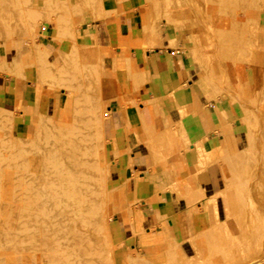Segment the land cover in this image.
Listing matches in <instances>:
<instances>
[{"label": "rangeland", "instance_id": "rangeland-1", "mask_svg": "<svg viewBox=\"0 0 264 264\" xmlns=\"http://www.w3.org/2000/svg\"><path fill=\"white\" fill-rule=\"evenodd\" d=\"M2 1L0 3V6H2L0 7V67L2 66L0 71L1 69L4 70L0 72V77H3L4 74H10V79L22 83L23 89L32 84L37 95L30 103V105L34 103L33 107H26V104H18L17 102L13 112L0 107V198L5 196L4 199L3 197L0 199V264H5L6 260V264H11L8 260L22 258V256L28 258L31 254L30 251L33 249V246H30L26 247L22 254L16 253V248L10 242L15 237L19 227L15 215V209L19 204L16 193V160L18 154L27 152L29 154L27 153L24 155L25 157H21L22 161L24 163L33 161L32 163L29 162V164L31 163L30 169L46 175L44 176L46 182L49 181L50 176L57 175L60 168L66 166L74 170L78 168L75 165L83 163L87 167L88 175L98 178L99 183L97 181L95 183L97 189H94L93 198H80L79 214L75 222L79 234L82 232V237L86 234V237L98 242V244H93L92 250L94 251L90 256H87L85 252L83 253V247L81 249L75 247L73 250L80 252L72 254L74 259L71 264H264L263 36L257 49V37L261 32L260 28L264 27V12L260 13L259 18L253 12V3H257V0H218L219 2L217 0H194L193 3L195 2L196 5L195 3L191 4L192 0H178L179 2L177 0H144V5L140 8V19L146 40L139 44L151 46L149 43L152 40L157 46L166 47L165 40L169 41L171 37H175L176 42L180 38L186 42L192 52L191 67L194 70L192 80L197 92L205 101L212 100L216 104L220 103L228 112V122L225 127L223 126L219 130L223 135L220 148L211 153L212 164L209 169L211 174L209 185H207L208 179L206 176H202L200 182L195 176L186 181L183 190L187 195H191V190L200 186L205 188V197L212 207L210 209L212 218L209 228L194 234L188 239V246H162L159 244L156 235H148L146 236L147 241L142 247L146 255L142 258H126V263L122 262V258L116 250L117 246L112 236L111 226L114 213L128 209L131 204L124 203L120 197L119 189L113 188L110 183L107 161V139L109 137L107 105L111 98L118 93V88L116 82L113 81L112 74L107 72L109 65L105 63L106 70H104L100 64L101 49L99 46L86 43L79 32L81 26L89 20L104 17L102 0ZM210 1L217 3V6L213 2L214 6H210ZM206 3L209 5L207 6ZM235 3L237 4L235 5ZM238 3H241V6ZM12 4H14L15 10ZM257 4H260V2ZM263 4L261 2V9L264 8ZM191 5H195V7H191ZM21 24H24V27ZM220 28H222V36ZM209 29L213 30L210 31ZM213 31L216 32L215 35ZM197 32H200L201 35H197ZM239 32H241L240 34L244 40L240 37ZM210 33L214 35L213 39H211ZM194 34L197 36L194 37ZM263 34L262 31L261 35ZM206 36L210 37L207 38ZM202 39L207 42V45ZM220 39H224V42L221 41L222 50L220 49ZM226 39L231 40V42L233 40V42L231 43ZM238 40L239 42H237ZM246 40L250 41L246 42ZM202 41L203 44H200ZM244 41L245 43H243ZM24 42H28L29 45L32 43L30 45L32 51H25ZM215 43L220 47H215ZM198 44L206 46L201 48ZM232 44H234L233 53H231ZM244 44L247 45V48ZM131 46L136 45L126 42L120 43V48L123 51H128ZM227 51L228 55L226 54ZM245 51L246 53H242ZM38 53L39 55H37ZM222 53H224L225 58H223ZM107 55L109 57L113 56L115 51ZM226 57H229L230 60ZM238 58L240 61L243 59L244 63L238 61ZM222 59L223 62H221ZM232 61L233 63H230ZM234 61L240 63L237 67H241V69L236 71L237 67L234 66L236 62ZM227 63L229 67H227ZM225 64L226 66H224ZM210 69L212 72L208 73ZM240 70H243V73ZM39 72L40 74H38ZM236 72H240L238 73L239 76ZM260 79H263V81H260ZM257 83L262 84H258L260 87H257ZM246 104L247 106H245ZM6 109L9 108L6 107ZM249 124L250 126H248ZM227 131L232 132L233 136ZM152 137L147 136L148 145L152 143L154 139ZM248 143L250 146H248ZM157 146L158 143L153 142L149 148L151 150V147H153L152 150L156 152L158 162L164 164L162 154H158L159 146ZM94 147L99 150L102 167H97L95 163H92L91 157L85 156L87 151L91 153L94 150L96 151ZM203 154L208 155L205 152ZM170 155H172V152H170ZM75 161L76 163H74ZM200 161H204L203 156H200ZM236 163L237 165L240 163V165L244 166L246 164L248 166H246V170H243L245 167L240 165L237 167ZM34 165L35 168L32 169ZM240 170L246 171L247 174ZM242 175L243 177L245 175V178H241ZM8 178L9 181H14L11 183ZM63 179L70 180L65 174ZM8 184H11L12 187L10 185L9 187L12 190L6 187ZM258 188L259 190H257ZM192 201L197 202L198 199L195 197L192 198ZM95 211L97 212L95 213ZM129 222L132 223V220H129ZM254 222L258 224L260 229ZM258 222L263 223L259 224ZM217 224H220V226ZM255 228L256 230H254ZM140 233L144 234L143 231L139 230L133 232L134 235ZM228 238L232 239L233 245ZM79 240L75 238L66 244H78ZM131 253L136 254V252ZM190 255H194L196 258H188ZM89 260L90 262H88Z\"/></svg>", "mask_w": 264, "mask_h": 264}, {"label": "crops", "instance_id": "crops-1", "mask_svg": "<svg viewBox=\"0 0 264 264\" xmlns=\"http://www.w3.org/2000/svg\"><path fill=\"white\" fill-rule=\"evenodd\" d=\"M143 5L144 0H102L104 17L89 20L79 31L86 43L99 46L100 64L104 70L105 63L109 65L107 72L118 88L107 105V161L110 183L124 203L131 204L112 217L111 232L123 263L146 255L142 247L148 235H156L162 246H188V239L209 228L212 207L205 188L193 189L191 195L183 190L195 176H206L209 185L211 153L220 148L219 130L228 122L220 103L205 101L197 92L186 42L171 37L164 39L166 47L139 44L146 40L140 19ZM125 42L136 46L123 51L120 43ZM18 88L22 104L34 106L33 85L23 89L22 83L4 75L0 107L14 111ZM148 135L157 139L164 164L150 150ZM204 152L208 155L201 163ZM195 197L197 202L192 201ZM136 230L144 234L134 235Z\"/></svg>", "mask_w": 264, "mask_h": 264}, {"label": "bare ground", "instance_id": "bare-ground-1", "mask_svg": "<svg viewBox=\"0 0 264 264\" xmlns=\"http://www.w3.org/2000/svg\"><path fill=\"white\" fill-rule=\"evenodd\" d=\"M2 1V0H1ZM0 1V3H2ZM12 1V0H11ZM22 1V0H21ZM176 1V0H175ZM178 1V0H177ZM193 1L194 0H192L191 1V4H194L193 3ZM196 1V0H195ZM207 1H209V0H207ZM216 1V0H215ZM232 1H234V0H232ZM231 1V2H232ZM256 1V0H255ZM254 1V2H255ZM179 2V1H178ZM211 2V1H210ZM213 2V1H212ZM212 2H211V4H210V6H212L213 4H212ZM217 2H219L218 0H217ZM220 2H223V1H220ZM231 2H229V3H231ZM243 2V1H242ZM260 2V4H257V3H259ZM259 2H258V0H257V3H253V7H252V10H254L253 12L254 13H256V16H257V18H259V16H260V13L261 12H264V11H262L264 8H262L261 9V2L262 3H264V0H259ZM17 3V2H16ZM46 3V2H45ZM214 3V2H213ZM226 3V2H225ZM228 3V2H227ZM245 3V2H244ZM25 4H26V1H25ZM177 4V3H176ZM179 4V3H178ZM177 4V5H178ZM198 4V3H197ZM205 4V3H204ZM207 4V3H206ZM215 4V3H214ZM234 4V3H233ZM237 3H235V5H236ZM239 4V3H238ZM241 4V3H240ZM239 4V5H240ZM6 5V4H5ZM13 5V8H14V10H15V6H14V4H12ZM195 5H196V3H195ZM195 5L193 6V5H191V7L193 6V7H195ZM209 4H207V6H208ZM216 6H217V3L215 4ZM220 5H221V3H220ZM225 5H227V4H225ZM231 5V4H230ZM264 5V4H263ZM20 6H22V5H20ZM23 6H24V2H23ZM66 6V5H65ZM214 6V5H213ZM241 6V5H240ZM0 7H2V6H0ZM6 7V6H5ZM18 7V6H17ZM25 7H26V5H25ZM67 7V6H66ZM227 7H228V5H227ZM229 7H231V6H229ZM244 7H246V6H244ZM19 8V7H18ZM209 8H212V7H209ZM215 8V7H214ZM238 8V7H237ZM241 8V7H240ZM21 9V8H20ZM50 9V8H49ZM149 9V8H148ZM178 9V8H177ZM193 9V8H192ZM205 9V8H204ZM218 9V8H217ZM216 9V10H217ZM17 10V9H16ZM172 10V9H171ZM194 10H195V8H194ZM199 10V9H198ZM36 11V10H35ZM220 11V10H219ZM218 11V12H219ZM234 11V10H233ZM21 12V11H20ZM25 12V11H24ZM46 12V11H45ZM148 12V11H147ZM23 13V12H22ZM37 13V12H36ZM55 13V12H54ZM154 13V12H153ZM171 13V12H170ZM185 13V12H184ZM229 13V12H228ZM234 13V12H233ZM197 14V13H196ZM209 14V13H208ZM212 14V13H211ZM231 14H232V12H231ZM13 15V14H12ZM19 15V14H18ZM23 15V14H22ZM21 15V16H22ZM27 15V14H26ZM31 15H32V13H31ZM35 15V14H34ZM195 15V14H194ZM221 15V14H220ZM233 15V14H232ZM10 16V15H9ZM20 16V17H21ZM37 16V15H36ZM147 16V15H146ZM154 16V15H153ZM203 16V15H202ZM205 16V15H204ZM13 17V16H12ZM15 17V16H14ZM13 17V18H14ZM33 17V16H32ZM155 17V16H154ZM159 17V16H158ZM164 17V16H163ZM187 18H188V16H186ZM208 17V16H207ZM66 18V17H65ZM64 18V19H65ZM144 18V17H143ZM190 18H192V17H190ZM199 18H201V17H199ZM198 18V19H199ZM219 18H220V16H219ZM24 19V18H23ZM30 19H32V18H30ZM157 19H159V18H157ZM197 19V18H196ZM204 19H206V18H204ZM13 20V19H12ZM16 20V19H15ZM34 20V19H33ZM66 20V19H65ZM200 20H202V19H200ZM221 20V19H220ZM9 21H10V19H9ZM23 21V20H22ZM186 21V20H185ZM215 21V20H214ZM20 22H21V20H20ZM26 22V21H25ZM149 22V21H148ZM196 22V21H195ZM194 22V23H195ZM198 22V21H197ZM200 22V21H199ZM194 23H193V25H194ZM12 24V23H11ZM28 24V23H27ZM33 24V23H32ZM197 24V23H196ZM207 24H208V22H207ZM212 24V23H211ZM219 24V23H218ZM255 24V23H254ZM7 25V24H6ZM24 25V24H23ZM22 24H21V26H23ZM245 25V24H244ZM26 26V25H25ZM31 26V25H30ZM195 26V25H194ZM211 26V25H210ZM209 26V27H210ZM215 26V25H214ZM240 26V25H239ZM245 26H247V25H245ZM244 26V27H245ZM24 27V26H23ZM208 27V28H209ZM221 27V26H220ZM30 28V27H29ZM66 28V27H65ZM144 28V27H143ZM201 28V27H200ZM199 28V29H200ZM211 28H212V26H211ZM215 28V27H214ZM219 28V27H218ZM255 28V27H254ZM221 29L222 28H220V33H221V36H222V32H221ZM239 29H240V27H239ZM247 29V28H246ZM261 30V32H260V34H259V36L257 37V42H258V44H257V49H258V47H259V42L261 41V37L263 36L264 37V34L263 35H261L262 34V31H263V33H264V27H261L260 28ZM26 30V29H25ZM64 30V29H63ZM205 30V29H204ZM208 30V29H207ZM210 31H212L213 29H209ZM6 31V30H5ZM217 31V30H216ZM219 31V30H218ZM240 31H241V29H240ZM244 31H246V30H244ZM259 31V30H258ZM30 32V31H29ZM206 32V31H205ZM214 32V35H215V31H213ZM213 32H211V33H213ZM224 32H226V31H224ZM21 33V32H20ZM193 33V32H192ZM195 33V32H194ZM209 33V32H208ZM210 33V34H211ZM219 33V34H220ZM241 32H239V34H240ZM247 33V32H246ZM9 34V33H8ZM30 34V33H29ZM66 34V33H65ZM152 34V33H151ZM157 34V33H156ZM198 34H200V32H197V35ZM210 34H208V35H210ZM236 34V33H235ZM243 34H244V32H243ZM158 35V34H157ZM196 35V36H197ZM201 35V34H200ZM199 35V36H200ZM214 35H212L211 34V39H213V36ZM217 35H218V32H217ZM241 35V34H240ZM256 35V34H255ZM70 36V35H69ZM195 36V34H194V37H196ZM232 36V35H231ZM251 36H252V34H251ZM31 37V36H30ZM29 37V38H30ZM65 37V36H64ZM202 37V36H201ZM207 37V36H206ZM208 37H210V36H208ZM207 37V38H208ZM233 37H235L234 35H233ZM233 37H231V38H233ZM241 38L243 37L242 35L240 36ZM245 37V36H244ZM262 37V38H263ZM9 38V37H8ZM151 38V37H150ZM198 38V37H197ZM205 38V36L203 37V39ZM206 38V40H208L209 41V39H207ZM224 38H225V36H224ZM237 38V37H236ZM235 38V40H237ZM30 39H32V38H30ZM34 39V38H33ZM199 39V38H198ZM202 39V40H203ZM215 39V38H214ZM234 39V38H233ZM243 39V38H242ZM241 39V40H242ZM251 39H252V37H251ZM29 40V39H28ZM200 40V39H199ZM217 40H218V38H217ZM227 40V39H226ZM235 40H234V42H235ZM244 40V39H243ZM32 41V40H31ZM150 41V40H149ZM196 41V40H195ZM204 41V40H203ZM203 41H202V43H200V44H203ZM210 41H212V40H210ZM215 41V40H214ZM221 41H223L224 42V39L222 40V39H220V43H221V47L220 46H218V44L216 45V43H215V47L216 46H218V47H220V49L222 48V42ZM227 41H230L231 42V40H227ZM226 41V42H227ZM247 41H250V40H246V42ZM199 42H201V41H199ZM205 42V44L207 43L206 41H204ZM232 42H233V40H232ZM231 42V43H232ZM237 42H239V40L237 41ZM236 42V43H237ZM142 43V42H141ZM212 43H213V41H212ZM219 43V42H218ZM230 43V44H231ZM243 43H245V41L243 42ZM32 44V43H31ZM30 44V45H31ZM151 46L150 47H157V44L156 43H154V41L152 42V40H151V43H149ZM211 44V43H210ZM248 44H250V43H248ZM30 45L28 44V42H24V49H25V51H30L31 50V48H30ZM199 45V44H198ZM207 45V44H206ZM205 45V46H206ZM238 45V44H237ZM245 45V44H244ZM167 46V45H166ZM201 48H203V46L202 45H199ZM204 46V47H205ZM208 46H210V45H208ZM214 46V45H213ZM227 46V45H226ZM234 46V44H232V50H231V53H233L232 51H233V47ZM242 46V45H241ZM247 45H245V47H246ZM250 46V45H249ZM17 47V46H16ZM75 47V46H74ZM199 47V48H200ZM211 47V46H210ZM217 47V48H218ZM230 47H231V45H230ZM229 47V48H230ZM238 47L240 48V46L238 45ZM243 47V46H242ZM73 48V47H72ZM207 48V47H206ZM205 48V49H206ZM227 48V47H226ZM247 48V47H246ZM264 48V47H263ZM262 48V49H263ZM211 49H213V48H211ZM219 49V50H220ZM228 49V48H227ZM235 49H236V45H235ZM234 49V50H235ZM238 49V48H237ZM200 50V49H199ZM210 50V49H209ZM215 50H216V48H215ZM222 50V49H221ZM246 50V49H245ZM248 50V49H247ZM246 50V51H247ZM264 50V49H263ZM22 51V50H21ZM32 51V50H31ZM208 51V50H207ZM213 51H214V49H213ZM217 51V50H216ZM236 51V50H235ZM243 51V50H242ZM246 51L245 52H242V53H246ZM257 51V50H256ZM34 52V51H33ZM32 52V53H33ZM43 52V51H42ZM196 52V51H195ZM209 52V51H208ZM219 52V51H218ZM222 52H225V51H222ZM74 53V52H73ZM220 53H221V51H220ZM228 53V51L226 52V54ZM235 53H237V52H235ZM261 53V52H260ZM217 54V53H216ZM223 55H224V53H222ZM229 54V53H228ZM227 54V55H228ZM35 55V54H34ZM37 55H39V53L37 54ZM200 55V54H199ZM218 55V54H217ZM220 55V54H219ZM233 55V54H232ZM237 55H240V54H237ZM246 55V54H245ZM244 55V56H245ZM247 55H249V54H247ZM258 55V54H257ZM78 56V55H77ZM96 56V55H95ZM210 56V55H209ZM212 56H213V54H212ZM201 57V56H200ZM207 57V56H206ZM211 57V56H210ZM216 57V56H215ZM219 57H221V56H219ZM223 58H225V55H224V57ZM227 58V57H226ZM229 58V57H228ZM227 58V59H228ZM232 58V57H231ZM43 59H45V58H43ZM96 59H97V57H96ZM201 59V58H200ZM214 59V58H213ZM234 59H235V57H234ZM246 59V58H245ZM221 60V59H220ZM229 60H230V58H229ZM243 59H241V61H242ZM43 61V60H42ZM45 61V60H44ZM79 61V60H78ZM84 61V60H83ZM211 61V60H210ZM225 61H226V59H225ZM225 61H224V63H225ZM238 61H240L239 60V58H238ZM240 61V62H241ZM220 62V61H219ZM221 62H223V59H222V61ZM229 62V61H228ZM234 62H236L235 64L236 65H234L235 67H237L238 66V64H240V63H237V61H234ZM243 62V61H242ZM230 63H233V61L232 62H230ZM244 63V62H243ZM78 64V63H77ZM83 64V63H82ZM228 64V63H227ZM246 64V63H245ZM245 64H242V65H245ZM5 65V64H4ZM218 65H219V63H218ZM233 65V64H232ZM241 65V66H242ZM91 66V65H90ZM96 66V65H95ZM207 66V65H206ZM224 66H226V64L224 65ZM240 66V65H239ZM247 66V65H246ZM2 67V66H1ZM0 67V68H1ZM80 67H81V65H80ZM220 67V66H219ZM227 67H229V64L227 65ZM231 67V66H230ZM234 67V68H235ZM238 68V69H237ZM236 68V71L237 70H239V69H241V67H237ZM77 69V68H76ZM212 69V68H211ZM211 69H210V71H208V73L209 72H212L211 71ZM3 70L4 69H1V71L0 72H3ZM231 70V69H230ZM225 71V70H224ZM228 71V70H227ZM234 71V70H233ZM44 72V71H43ZM240 72H242L243 73V70H240ZM240 72H238V73H240ZM47 73V72H46ZM226 73V72H225ZM237 73V72H236ZM237 73V74H238ZM241 73V74H242ZM264 73V72H263ZM38 74H40V72L38 73ZM82 74V73H81ZM205 74V73H204ZM227 74V73H226ZM4 75H6V76H8V75H10V74H4ZM210 75V74H209ZM236 75V74H235ZM243 75H245V74H243ZM260 75V74H259ZM44 76V75H43ZM212 76V75H211ZM222 76V75H221ZM228 76V75H227ZM238 76H239V74H238ZM237 76V77H238ZM242 76V75H241ZM215 77V76H214ZM223 77V76H222ZM243 77V76H242ZM74 78V77H73ZM235 78V77H234ZM238 78H240V77H238ZM259 78H260V76H259ZM71 79V78H70ZM224 79V78H223ZM76 80V79H75ZM207 80H209V79H207ZM219 80V79H218ZM229 80V79H228ZM227 80V81H228ZM236 80V79H235ZM240 80V79H239ZM226 81V82H227ZM260 81H263V79H260ZM259 80H258V82H260ZM64 82V81H63ZM70 82V81H69ZM68 82V83H69ZM240 82V81H239ZM244 82V81H243ZM256 82V81H255ZM238 83V82H237ZM264 83V82H263ZM234 84V83H233ZM241 84V83H240ZM243 84V83H242ZM256 84V83H255ZM258 84H262V83H257V85ZM215 85V84H214ZM214 85H213V87H214ZM225 85V84H224ZM260 85H258L257 87H260ZM78 86V85H77ZM211 86H212V83H211ZM215 86H217V85H215ZM238 86H240V85H238ZM253 86V85H252ZM69 87H70V85H69ZM66 88V87H65ZM81 88V87H80ZM227 88V87H226ZM239 88V87H238ZM241 88V87H240ZM254 88H255V86H254ZM73 89V88H72ZM220 89V88H219ZM234 89V88H233ZM249 89V88H248ZM256 89V88H255ZM257 89H259V88H257ZM237 90V89H236ZM260 90H262V89H260ZM245 91H246V89H245ZM244 91V92H245ZM225 92V91H224ZM227 93H228V91H227ZM260 93H262V92H260ZM237 94V93H236ZM243 94V93H242ZM250 94V93H249ZM258 94H259V92H258ZM250 96V95H249ZM248 97V96H247ZM251 99H252V97H251ZM250 99V100H251ZM258 99V98H257ZM23 100H24V96L21 94V92L19 91V90H17V103L18 104H22L23 103ZM248 100V99H247ZM253 102H254V100H253ZM255 103V102H254ZM249 104V103H248ZM242 105H244V104H242ZM245 106H247V104L245 105ZM244 106V107H245ZM252 109V108H251ZM254 110H256V109H254ZM75 113H77V112H75ZM105 113V112H104ZM82 116V115H81ZM252 116V115H251ZM101 121H102V119H100ZM101 123V122H100ZM256 123V122H255ZM259 123H260V121H259ZM66 124V123H65ZM101 126V125H100ZM248 126H250V124L248 125ZM253 126V125H252ZM254 126H255V124H254ZM175 127V126H174ZM178 127V126H177ZM225 127V126H224ZM59 128H61V127H59ZM172 128V132L175 134V132H176V130L175 129H173V127H171ZM251 128V127H250ZM255 128V127H254ZM95 130V129H94ZM103 130V129H102ZM224 130V129H223ZM230 130V129H229ZM250 130V129H249ZM70 131V130H69ZM103 132V131H102ZM227 132H229L230 134L232 133V132H230V131H227ZM95 134V133H94ZM248 134V133H247ZM63 135V134H62ZM232 136H233V134H231ZM250 136V135H249ZM67 138V137H66ZM69 138V137H68ZM153 138V137H152ZM163 138V137H162ZM54 140V139H53ZM63 140V139H62ZM152 140V139H151ZM163 140V139H162ZM237 140V139H236ZM148 141V140H147ZM68 142V141H67ZM153 142H157L158 143V141H157V139L156 138H154L153 140H152V143L150 144V145H148V146H152V144H153ZM253 142V141H252ZM148 143H149V141H148ZM57 144V143H56ZM249 144V143H248ZM18 146V145H17ZM248 146H250V144L248 145ZM253 146V145H252ZM156 147V146H155ZM158 147V146H157ZM33 148V147H32ZM95 148V147H94ZM249 148V147H248ZM257 148V147H256ZM60 149V148H59ZM96 149V148H95ZM153 149V147H151V150ZM155 149V148H154ZM159 149V148H158ZM250 149V148H249ZM14 150V149H13ZM65 150V149H64ZM156 150V149H155ZM22 151V150H21ZM99 150H97L96 149V151L94 150L92 153L91 152H89V151H87L86 153H85V156L87 157H91L92 158V163H95L96 165H97V167H99V166H101L102 165V162L100 161V159H99V157H100V154H99V152H98ZM153 151V150H152ZM249 151V150H248ZM252 151V150H251ZM257 151V150H256ZM16 152H17V150H16ZM19 152V151H18ZM40 152V151H39ZM48 152H49V150H48ZM28 153V152H27ZM27 153H25V154H27ZM58 153V152H57ZM154 153H156V152H154ZM242 153H243V155H244V152L242 151ZM246 154H247V152H245ZM4 154V153H3ZM24 153H20V154H18V158H17V160H16V168H17V173H16V179H17V198H18V202H19V204L17 205V207H16V209H15V215H16V219H17V222H18V224H19V227H18V230H17V233H16V235H15V237L14 238H12L11 239V244L16 248V253H21L22 254V252L25 250V248L26 247H30V246H33V249L30 251L31 252V254L29 255V257L28 258H25V257H23L22 256V258H13V259H11V260H8L11 264H71L72 263V261H73V256H72V254L73 253H78V252H80V251H74L73 249L75 248V247H77V248H79V249H81V247H83V253L85 252L86 254H87V256L89 255H92L93 254V251L94 250H92L93 249V244L94 245H97L98 244V242H96V241H93L92 239H89L88 237H86L85 235H84V237H82V232H81V234H79V232H78V230H77V227H76V225H75V222H76V220H77V217H78V214H79V200H80V198H84V197H86V198H89V197H91V198H93V196H94V194H95V192H94V189L96 190L97 188H95V186L97 185H95V183H96V181H97V179L94 177V176H89L88 175V172H87V167L85 166V164L83 163V164H78V165H75V166H78V168H76V169H74L73 170V168H67L66 166H64V167H62V168H60L58 171H57V175H52V176H50V179H49V181H44V180H46V177H44V176H46V175H43V174H41V173H39V172H36V171H32L31 169H30V164L33 162H31V161H29V162H31L30 164H29V162H23L22 161V159H21V157L23 156V157H25L24 155H25ZM29 154V153H28ZM159 155H161V152H160V149H159V153H158ZM157 154V155H158ZM236 154V153H235ZM240 154H241V152H240ZM252 154V153H251ZM263 154V153H262ZM38 155H39V153H38ZM48 155V154H47ZM247 155H249V154H247ZM246 155V156H247ZM255 155V154H254ZM27 156V155H26ZM32 156V155H31ZM154 156V155H153ZM200 156H203L204 157V154L202 153ZM259 156V155H258ZM22 157V158H23ZM237 158L239 157V156H236ZM249 157H250V155H249ZM253 157V156H252ZM251 157V158H252ZM240 158V157H239ZM247 158H248V156H247ZM254 158V157H253ZM264 158V157H263ZM38 159V158H37ZM234 160V159H233ZM241 160V159H240ZM245 160H247V159H245ZM251 160V159H250ZM27 161H28V158H27ZM235 161H237V160H235ZM201 162V161H200ZM238 162H239V159H238ZM242 162H244V161H242ZM246 162V161H245ZM252 162V161H251ZM38 163V162H37ZM74 163H76V161L74 162ZM78 163V162H77ZM201 163H203V162H201ZM235 163V162H234ZM239 165H240V163H238ZM244 164V163H243ZM248 164V163H247ZM53 165V164H52ZM235 165H237V163L235 164ZM239 165H237V167L239 166ZM241 167L243 166V165H240ZM246 166H248V165H244L243 167H245V168H243V170H246ZM102 167V166H101ZM251 167V166H250ZM249 167V168H250ZM35 168V165L33 166V168L32 169H34ZM6 169H7V167H6ZM98 169V168H97ZM259 169H262V168H259ZM9 170H11V169H9ZM35 170H37V169H35ZM86 170V171H85ZM93 170V169H92ZM243 170H240V171H242V172H244ZM248 170V169H247ZM99 171V170H98ZM238 171V170H237ZM11 172V171H10ZM241 172V173H242ZM246 172V171H245ZM244 172V173H245ZM6 173V172H5ZM235 173V172H234ZM237 173H239V172H237ZM2 174V173H1ZM7 174V173H6ZM64 174L67 176V178H68V180H69V178H70V180L69 181H67V180H64L63 179V176H64ZM240 174V173H239ZM246 174H247V172H246ZM10 176V175H9ZM7 177H8V175H7ZM48 177V176H47ZM243 177V175L241 176V178ZM6 178V177H5ZM10 178H12V177H10ZM243 178H245V175H244V177ZM197 179H198V181L199 180H202V177H197ZM7 180V179H6ZM48 180V179H47ZM100 180V179H99ZM8 181H9V178H8ZM14 180H11V181H9V182H13ZM197 181V182H198ZM247 181V180H246ZM248 181H249V179H248ZM98 182V181H97ZM200 182V181H199ZM253 182V181H252ZM1 183V182H0ZM99 183V182H98ZM254 183V182H253ZM48 184V185H47ZM246 184V183H245ZM256 184V183H255ZM257 184H258V182H257ZM9 185L11 186V184H8V186H6V187H9ZM260 185V184H259ZM250 186V185H249ZM260 186H262V185H260ZM259 186V187H260ZM5 187V188H6ZM12 187V186H11ZM14 187V186H13ZM10 188V187H9ZM3 189V188H2ZM11 189V188H10ZM9 189V190H10ZM15 189V188H14ZM13 189V190H14ZM1 190V189H0ZM4 190V189H3ZM12 190V189H11ZM257 190H259V188L257 189ZM263 191V190H262ZM94 192V193H93ZM10 193H11V191H10ZM16 193H14L15 195H16ZM1 194V193H0ZM5 193L3 192V195H4ZM7 194H8V190H7ZM13 194V195H14ZM9 195V194H8ZM8 195H6V196H8ZM2 197H3V199H4V197L5 196H1V198L0 199H2ZM10 197V196H9ZM9 197H7V198H9ZM213 197V196H212ZM2 201V200H1ZM11 202V201H10ZM224 203V202H223ZM15 204H17V203H15ZM224 206H225V204H224ZM226 207V206H225ZM6 208V207H5ZM92 208V207H91ZM99 209V208H98ZM226 209V208H225ZM6 211V210H5ZM7 212V211H6ZM97 211H95V213H96ZM226 212H228L227 210H226ZM244 212V211H243ZM10 213V212H9ZM9 213H7V214H9ZM94 213V212H93ZM13 214V213H12ZM92 214V213H91ZM10 215V214H9ZM4 216V215H3ZM89 216V215H88ZM228 216V215H227ZM1 217V216H0ZM225 217H226V215H225ZM259 217V216H258ZM12 218V217H11ZM105 218V217H104ZM257 218V217H256ZM255 218V219H256ZM102 219V218H101ZM227 219V218H226ZM255 219H254V221H255ZM260 219V218H259ZM4 220V219H3ZM129 220H131V219H129ZM250 220V219H249ZM264 221V220H263ZM103 222V221H102ZM217 222V221H216ZM222 223V222H221ZM254 223H256V222H254ZM259 224L260 223H263V222H258ZM3 224V223H2ZM84 224V223H83ZM223 224V223H222ZM224 224H225V222H224ZM217 225H219L220 226V224H217ZM226 225V224H225ZM256 225H257V227L259 228V226H258V224L256 223ZM255 225V226H256ZM81 226V225H80ZM83 226V225H82ZM101 226V225H100ZM222 226V225H221ZM260 226H263V225H260ZM99 227V226H98ZM103 227V226H102ZM256 227V228H257ZM81 228V227H80ZM89 228V227H88ZM256 228L254 229V230H256ZM258 228H257V230H258ZM260 229V228H259ZM13 230V229H12ZM264 230V229H263ZM260 231H262V230H260ZM229 236H231V235H229ZM80 239L79 240V243L78 244H66V243H68V242H70L71 240H74V239ZM82 238H85V239H82ZM231 238V237H230ZM230 238H228L229 240H230ZM81 239H82V242H81ZM85 240V241H84ZM232 241V239L230 240V242ZM229 242V243H230ZM256 242V241H255ZM256 243H258V242H256ZM231 244V243H230ZM229 245V244H228ZM232 245H233V241H232ZM78 249V250H79ZM256 249V248H255ZM91 250V251H90ZM74 251V252H73ZM27 253V252H26ZM23 254H25V253H23ZM28 254H29V252H28ZM16 255H18V254H16ZM20 255V254H19ZM78 255V254H77ZM95 255V254H94ZM9 256V255H8ZM74 257H76V256H74ZM6 263H7V260L5 261ZM88 262H90V260L88 261ZM87 262V263H88ZM5 263V264H6ZM77 264H79V263H77Z\"/></svg>", "mask_w": 264, "mask_h": 264}]
</instances>
